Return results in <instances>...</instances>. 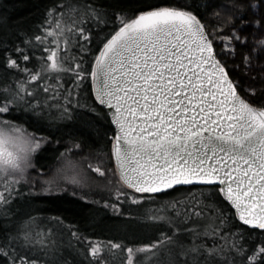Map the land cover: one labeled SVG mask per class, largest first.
Returning a JSON list of instances; mask_svg holds the SVG:
<instances>
[{"label": "snow or ice", "instance_id": "snow-or-ice-1", "mask_svg": "<svg viewBox=\"0 0 264 264\" xmlns=\"http://www.w3.org/2000/svg\"><path fill=\"white\" fill-rule=\"evenodd\" d=\"M139 3L53 0L0 38V264H264V0ZM81 112L98 150L39 126ZM52 145L60 166L38 179ZM183 186L144 244L17 208L70 192L120 212Z\"/></svg>", "mask_w": 264, "mask_h": 264}, {"label": "trees", "instance_id": "trees-1", "mask_svg": "<svg viewBox=\"0 0 264 264\" xmlns=\"http://www.w3.org/2000/svg\"><path fill=\"white\" fill-rule=\"evenodd\" d=\"M53 0H0V38H12L17 31L23 32L34 28L43 18L45 10ZM147 3H156L159 0H146ZM130 8L140 6L139 0H128ZM239 61H237L238 63ZM231 66V65H230ZM83 119L49 127L47 121L39 126L44 127L46 134L55 133V138L67 139V133L73 132L86 148L100 149L105 144L106 138L102 136L104 128L100 124H89L91 119L83 112L79 113ZM30 124L31 118L25 116ZM57 127L61 131H57ZM63 134V135H62ZM57 145H52L43 151L37 159L38 167L45 173L58 162ZM60 151L63 149L60 148ZM191 186H183L179 191L167 190L168 194L154 196L151 201L141 204H123L120 212H114L103 205H86L78 197L70 193H53L45 198H22L17 205L22 214L31 213L41 218L61 217L65 223L74 225L86 235L100 239H114L124 243L136 244L151 243L161 236L162 232L169 231V225L164 221H153V215H169L170 209L166 207L169 200H183L189 195ZM195 191V189H191ZM27 191V189H25ZM99 200L100 198H95ZM163 209V211H162ZM64 235H67L65 231Z\"/></svg>", "mask_w": 264, "mask_h": 264}, {"label": "rangeland", "instance_id": "rangeland-1", "mask_svg": "<svg viewBox=\"0 0 264 264\" xmlns=\"http://www.w3.org/2000/svg\"><path fill=\"white\" fill-rule=\"evenodd\" d=\"M60 165H59V163L57 162L51 169H50V171L48 172V173H45V175L43 176V177H38V179H47V178H49V177H51L52 175H54L55 174V172H56V170H57V168L59 167ZM36 175V173L35 172H33V176H35ZM65 187H69L70 188V186L68 185V184H65ZM72 189L70 188V191H71ZM59 193H63V192H59ZM68 193H70V192H68ZM93 195H94V198H101L100 196H98V195H95L94 194V192H93Z\"/></svg>", "mask_w": 264, "mask_h": 264}]
</instances>
